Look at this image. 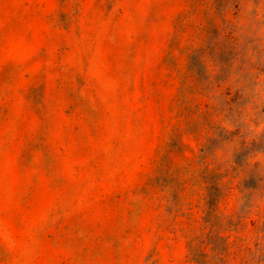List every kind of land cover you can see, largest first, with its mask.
<instances>
[{
	"label": "clouds",
	"instance_id": "1",
	"mask_svg": "<svg viewBox=\"0 0 264 264\" xmlns=\"http://www.w3.org/2000/svg\"><path fill=\"white\" fill-rule=\"evenodd\" d=\"M0 264H264V0H0Z\"/></svg>",
	"mask_w": 264,
	"mask_h": 264
},
{
	"label": "rangeland",
	"instance_id": "2",
	"mask_svg": "<svg viewBox=\"0 0 264 264\" xmlns=\"http://www.w3.org/2000/svg\"><path fill=\"white\" fill-rule=\"evenodd\" d=\"M61 20L63 21V17H61ZM117 199H118V194H117ZM145 259H146V260H147V259H150V254L147 255V256L145 257Z\"/></svg>",
	"mask_w": 264,
	"mask_h": 264
}]
</instances>
